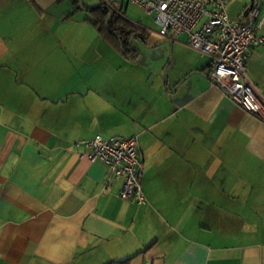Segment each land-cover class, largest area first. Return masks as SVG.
I'll list each match as a JSON object with an SVG mask.
<instances>
[{"label":"crops","instance_id":"0c3cea01","mask_svg":"<svg viewBox=\"0 0 264 264\" xmlns=\"http://www.w3.org/2000/svg\"><path fill=\"white\" fill-rule=\"evenodd\" d=\"M250 2L229 0V16ZM89 9L0 0V264H264V122L211 85L210 57L186 36L174 89L155 68L141 91L148 75L133 68L147 65L103 38ZM259 20L264 36V0ZM247 79L264 101V43L248 50ZM126 124L141 205L76 144Z\"/></svg>","mask_w":264,"mask_h":264},{"label":"built area","instance_id":"2783aa9c","mask_svg":"<svg viewBox=\"0 0 264 264\" xmlns=\"http://www.w3.org/2000/svg\"><path fill=\"white\" fill-rule=\"evenodd\" d=\"M101 1L120 12L121 0ZM128 1L153 16L163 37L185 35L188 46L208 55L211 66L207 74L211 85L264 122V101L247 79L248 50L254 44L264 43V36L255 32L262 21L255 24L259 0H251L235 19L228 13L229 0ZM76 144L89 146L91 149L83 154L90 161H101L112 177L122 178L119 198L131 199L138 205L146 203L137 133L127 137L96 135Z\"/></svg>","mask_w":264,"mask_h":264},{"label":"rangeland","instance_id":"374dc122","mask_svg":"<svg viewBox=\"0 0 264 264\" xmlns=\"http://www.w3.org/2000/svg\"><path fill=\"white\" fill-rule=\"evenodd\" d=\"M82 6L91 7L96 6L102 3L101 0H81ZM122 6L119 9L120 13L126 17L127 19L139 23L143 27H145L148 30V38L146 41V44L148 46H143L138 42H134V45L137 46L140 50V62L147 65V69L140 67V66H134L133 71L137 75H140V78H144L146 75L148 77L145 79L143 87L140 88L141 91H145L150 85L155 84L158 82V76L156 75V69H159L160 76L159 79L165 81V75L163 68L166 66V88L174 89L176 83H174L173 79V70L176 66L177 57L180 55H187V51L179 50L176 47H173L175 45V40L180 39L183 40L185 35L179 36L177 38L176 36H173L170 39L171 46L167 41H162L165 37H163L159 33V26L154 21V18L152 15H147L141 8L137 7L136 5L132 4L128 0H121ZM115 5L118 8V3H115ZM82 16H88V14L85 11L79 10L78 14L76 16V19H80ZM82 19V18H81ZM73 23H70V28H72ZM103 41V40H102ZM103 43V42H102ZM192 51V50H191ZM193 53V52H192ZM169 56H171L169 62ZM153 68V71H152ZM139 78V79H140ZM130 127L128 125H121L117 128L115 132H112L111 134H115L116 136L124 135L125 133L129 132ZM125 132V133H123Z\"/></svg>","mask_w":264,"mask_h":264},{"label":"trees","instance_id":"16d2710c","mask_svg":"<svg viewBox=\"0 0 264 264\" xmlns=\"http://www.w3.org/2000/svg\"><path fill=\"white\" fill-rule=\"evenodd\" d=\"M75 8H81L79 0H72ZM103 5V6H99ZM94 6L91 11V23L95 26L103 38H105L114 48L126 57L137 58L138 54L131 48L129 38L134 36L143 42L147 41L148 30L126 19L120 12L113 11L109 17L107 25L106 19L111 8L103 3ZM135 40V39H134ZM133 44V40H132ZM131 256L118 260L119 264H127Z\"/></svg>","mask_w":264,"mask_h":264},{"label":"water","instance_id":"95a60500","mask_svg":"<svg viewBox=\"0 0 264 264\" xmlns=\"http://www.w3.org/2000/svg\"><path fill=\"white\" fill-rule=\"evenodd\" d=\"M79 5H80V7H82V8H84V6H82V2H81V0H79ZM105 5V4H104ZM99 6H103V5H99ZM95 8V7H94ZM121 8V3H120V5H119V9ZM89 10H92V9H89ZM112 15V10L111 11H109V15H108V17H107V19H106V25H107V22H108V19H109V17ZM136 40L138 43H140L141 45H143V46H148L145 42H143V41H141L140 39H138V38H136V37H134V36H132V37H130L129 38V43H130V45H131V48L133 49V50H135L136 52H137V54H138V56H137V58L135 59V60H139V58H140V50H139V48H137L135 45H133L132 44V40ZM164 41H167L169 44H170V46H171V41H170V39L169 38H164L162 41H160V42H164ZM170 58H171V56H169V59H168V62H169V60H170ZM163 71H164V75H165V80H166V78H167V74H166V66L163 68ZM196 72H199V71H196Z\"/></svg>","mask_w":264,"mask_h":264}]
</instances>
